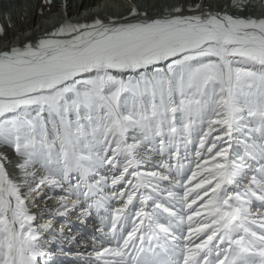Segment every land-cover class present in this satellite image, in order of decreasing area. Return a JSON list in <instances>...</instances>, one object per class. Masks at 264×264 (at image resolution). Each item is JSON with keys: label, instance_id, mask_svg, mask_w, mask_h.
<instances>
[{"label": "snow or ice", "instance_id": "6c2138e0", "mask_svg": "<svg viewBox=\"0 0 264 264\" xmlns=\"http://www.w3.org/2000/svg\"><path fill=\"white\" fill-rule=\"evenodd\" d=\"M127 3L0 48V264H48L73 213L100 218L86 264H264V14Z\"/></svg>", "mask_w": 264, "mask_h": 264}, {"label": "bare ground", "instance_id": "6f19581e", "mask_svg": "<svg viewBox=\"0 0 264 264\" xmlns=\"http://www.w3.org/2000/svg\"><path fill=\"white\" fill-rule=\"evenodd\" d=\"M118 1L117 9L119 12L129 6L127 0ZM111 2V0H53L52 4H46L44 0H0V26H4L7 31L6 37L0 36V48H4L6 45L16 44L18 42L17 38H19V40H24L26 37L32 38L34 36H39L45 30H51L53 24L57 23L65 12L67 18L71 21H89L94 18V16L105 12L108 6H114V3ZM152 2L153 0H133V3H138L137 6L139 5V8L148 11L153 17L168 15L175 6L173 3H176L175 1L172 5L169 3L163 4L165 0H157L155 8H165L154 9V5H151ZM168 2H172V0H168ZM206 2L208 4H206ZM212 2L216 3L218 0H185L184 3L176 5L175 7H183L185 9L184 14H194L189 13L187 9L189 7H194L196 4H201L204 11L213 12L214 9L209 8V3ZM61 3L62 5H59ZM204 3L205 5H203ZM249 3L245 5L247 12L242 14H251L253 16L264 14V0H257L255 4L251 5ZM25 5L29 7L28 10L24 9ZM11 6H13V8ZM15 7L17 9H14ZM16 10L21 12L19 18L16 15L17 13H14ZM9 16L11 20H9ZM102 16L104 17V14H102ZM10 23L11 27H9ZM182 146L181 155L183 156L185 155V148H182ZM194 147L195 146L192 148L187 147V153L189 155L194 152ZM236 149L239 152L243 151L239 146H237ZM0 151L4 152L11 161V163L7 165L8 171L14 176L17 175L18 171L14 168V165L19 158L12 149L7 146L0 145ZM159 159V156H155L154 162ZM164 159H168L167 152L164 154ZM108 172L109 170L106 167H102L99 169V175L95 178L99 179L100 176L108 175ZM56 194H60L58 190ZM49 195H52L51 190L48 187H43L38 193L33 194L35 202L32 203L31 200L29 201L30 211L42 217L39 223L53 218L50 216L48 209L54 208L55 203L47 199ZM46 202L47 207H45ZM151 204L152 202L149 201L147 210ZM255 208L264 210V206H261L259 201L255 202ZM53 219L57 231L61 224H66L67 235L69 237L75 236L76 240L67 242L55 236L53 232H43L41 234L40 244L46 253L44 260L48 261V264H86V260L89 258V253H91L93 247L92 241H90L92 237L91 231L98 226L100 218L93 213V216L86 224H81L76 218L75 213L66 218L56 216Z\"/></svg>", "mask_w": 264, "mask_h": 264}, {"label": "rangeland", "instance_id": "374dc122", "mask_svg": "<svg viewBox=\"0 0 264 264\" xmlns=\"http://www.w3.org/2000/svg\"><path fill=\"white\" fill-rule=\"evenodd\" d=\"M112 2L111 3H114V6L112 5H110V6H108L107 7V9H106V11L105 12H102V13H100V14H98L97 16H100V17H103L102 16V14H104V16L105 15H116L119 11H118V9H117V3L119 2L118 0V2L115 0H111ZM137 1V0H136ZM164 1V0H163ZM176 1V3H173V2H175ZM184 1L185 0H172V2H168V0H165V2H163V4H166V3H169V4H171L172 5V3H173V5H181V3H184ZM256 1L257 0H249V4L251 5V4H255L256 3ZM156 2H157V0L155 1V0H153V2H152V4L151 5H154L153 7H154V9H163V8H165V7H161V8H155V4H156ZM132 3H133V0H132ZM212 3H213V5H212ZM212 3H209V8H212V9H214V11L213 12H216V11H219V12H230V13H236L237 11H238V9H236V8H234L233 7V5H232V0H218V2H216V3H214V2H212ZM11 4V3H10ZM134 4H138V3H134ZM206 4H208L207 2H206ZM59 5H62V3L61 4H59ZM203 5H205V3L203 4ZM139 6V5H138ZM165 6H167V5H165ZM12 8H13V6H11ZM26 7V8H25ZM11 8V9H12ZM14 9H17L16 7L14 8ZM24 9H26V10H28L29 9V7L27 6V5H25L24 6ZM28 12V11H27ZM14 13H17L16 15L18 16V18L20 17V11H14ZM27 14V13H26ZM97 16H94V17H97ZM0 21H1V17H0ZM151 206V205H150ZM148 207V211H149V209L151 208V207ZM92 241V240H91Z\"/></svg>", "mask_w": 264, "mask_h": 264}]
</instances>
